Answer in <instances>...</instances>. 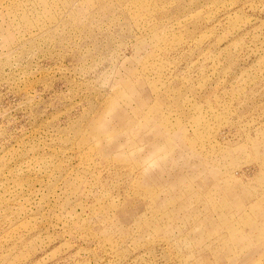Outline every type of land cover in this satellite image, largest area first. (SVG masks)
I'll return each instance as SVG.
<instances>
[{
	"label": "rangeland",
	"instance_id": "1",
	"mask_svg": "<svg viewBox=\"0 0 264 264\" xmlns=\"http://www.w3.org/2000/svg\"><path fill=\"white\" fill-rule=\"evenodd\" d=\"M0 264H264V0H0Z\"/></svg>",
	"mask_w": 264,
	"mask_h": 264
}]
</instances>
